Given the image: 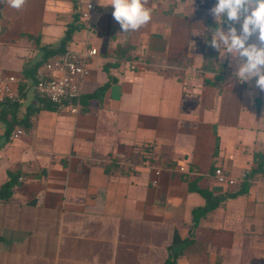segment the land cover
Here are the masks:
<instances>
[{
    "label": "crops",
    "instance_id": "1",
    "mask_svg": "<svg viewBox=\"0 0 264 264\" xmlns=\"http://www.w3.org/2000/svg\"><path fill=\"white\" fill-rule=\"evenodd\" d=\"M107 2L0 4V81L14 74L21 94L0 102V188L17 177L0 198V264H163L182 245L175 264H264V172L251 174L264 156V93L219 52L204 68L216 0H151L149 25L127 33ZM76 13L66 50H97L80 110L40 108L35 67ZM217 167L246 175L247 190L196 219L206 198L193 186H242L218 182Z\"/></svg>",
    "mask_w": 264,
    "mask_h": 264
},
{
    "label": "clouds",
    "instance_id": "2",
    "mask_svg": "<svg viewBox=\"0 0 264 264\" xmlns=\"http://www.w3.org/2000/svg\"><path fill=\"white\" fill-rule=\"evenodd\" d=\"M27 3L28 0H0V4L16 11H22ZM108 5L122 33L139 31L152 20L151 0H108ZM209 14L217 23L211 29V46L222 60L229 61L238 82L252 84L255 80L254 87L264 93V0H216ZM253 36L256 42L250 43Z\"/></svg>",
    "mask_w": 264,
    "mask_h": 264
},
{
    "label": "built area",
    "instance_id": "3",
    "mask_svg": "<svg viewBox=\"0 0 264 264\" xmlns=\"http://www.w3.org/2000/svg\"><path fill=\"white\" fill-rule=\"evenodd\" d=\"M96 6L89 3L82 12L83 19L90 26V19ZM97 55L94 47L83 50L68 49L46 59L35 72V90L39 98L47 99L58 105H69L73 113H78L81 107L83 85L90 74L88 62ZM139 62L142 61L140 58ZM17 78L14 74L4 76L0 81V102H16L21 94L16 87ZM255 83V80L252 81ZM248 84V83H241ZM23 131L18 129L12 132V138L19 136ZM184 171L183 166L179 167ZM215 179L223 184L239 186L246 178L232 177L224 168L217 167L214 172ZM22 179V177L20 178ZM157 184L156 180L152 182Z\"/></svg>",
    "mask_w": 264,
    "mask_h": 264
},
{
    "label": "trees",
    "instance_id": "4",
    "mask_svg": "<svg viewBox=\"0 0 264 264\" xmlns=\"http://www.w3.org/2000/svg\"><path fill=\"white\" fill-rule=\"evenodd\" d=\"M215 27H217V23L216 22H210L208 30H206V32H205L204 40H205V44L207 47L211 46V44L209 43V41L211 40V29H214ZM80 28H81L80 17L76 13L74 15L73 21L67 27V30H66V32H65V34L61 40L60 46L57 48H45V54L46 55H45L44 61L46 59H48L49 57H51L52 55L66 51L65 47H66L67 43L71 40L74 32ZM30 37L32 38L33 36H30ZM120 52L123 53L124 50H119V53ZM119 53H117V56H119ZM218 64H219L218 63V51L213 49L210 52H207L206 57H205V61H204V68L207 70H214ZM38 67H39V64L37 67H35V69L37 70ZM33 70L34 69H31V71H33ZM113 82H114L113 77H110L108 82H106L101 87L97 88L93 93L86 96V98L101 97L105 93V91L113 84ZM41 102L42 103H41L40 108H48V109H52V110L59 109L58 104H55V103H53L47 99L41 98ZM256 160H258L257 165L252 169L251 174L256 173V172H264V166H263L264 165V156L262 154H258L256 157ZM215 170H214V172H215ZM246 178H247V176H246ZM16 180H17V177H12V179H10L8 182H6L5 184L2 185V187L0 188V198H8L11 196L12 187L15 185ZM247 187H248V184L246 182H242V186L239 190H237V192H227L224 194H214L210 190L201 189L199 187L193 186V189L195 191H198L199 193H201L206 198V206L196 212V216H195L196 219L199 218L200 216L204 215L208 211L216 208L217 206H219L221 203H223L228 198H233V197H236L238 194L246 192ZM183 246L184 245H182L180 248L179 247L172 248L170 257L163 264H175L178 255L182 251Z\"/></svg>",
    "mask_w": 264,
    "mask_h": 264
}]
</instances>
